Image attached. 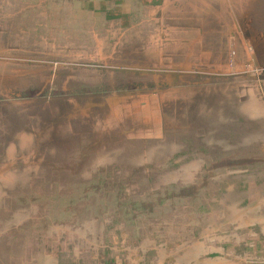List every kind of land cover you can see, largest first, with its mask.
<instances>
[{"label": "rangeland", "instance_id": "rangeland-1", "mask_svg": "<svg viewBox=\"0 0 264 264\" xmlns=\"http://www.w3.org/2000/svg\"><path fill=\"white\" fill-rule=\"evenodd\" d=\"M72 11L0 0V264H264V0Z\"/></svg>", "mask_w": 264, "mask_h": 264}, {"label": "crops", "instance_id": "crops-1", "mask_svg": "<svg viewBox=\"0 0 264 264\" xmlns=\"http://www.w3.org/2000/svg\"><path fill=\"white\" fill-rule=\"evenodd\" d=\"M23 1L26 5H32L33 8H43L45 13L48 12L50 19H58L62 17V11L67 9H72L74 11L71 12V17H75L76 14H79V18L82 20L81 15L84 18H88V22L94 21L92 26L84 24V28L89 31L94 32L97 28L96 22H101L107 25L110 28H118L121 30L124 27L134 28L140 26L146 20L154 21L158 20L159 18H163L162 15L168 12L169 4H173L175 1L179 0H20ZM47 6H49L47 10ZM41 11V10H40ZM41 13V12H40ZM39 13V14H40ZM81 14V15H80ZM68 17V13H65V18ZM258 209V208H257ZM256 209V210H257ZM246 210V211H244ZM249 208L243 209L241 217H246L247 219L251 220L257 217L255 211H253V215L249 212ZM248 212L251 214H248ZM259 223V222H256ZM258 231L257 236L255 237V233H253V237L249 238L252 240H256L257 244H262L261 246L264 247V225L263 223L258 224ZM255 241V242H256ZM254 243L249 242V247L252 248ZM250 250V249H249ZM247 254V256L251 259L264 261V251H262V256L257 257L256 254L259 251H254ZM198 253L194 256V259L197 258ZM242 254L244 255L245 252L238 254L235 251L226 252L224 257H233V259H237L235 256ZM233 255V256H232ZM232 262V261H231ZM198 264V261H197Z\"/></svg>", "mask_w": 264, "mask_h": 264}, {"label": "bare ground", "instance_id": "bare-ground-1", "mask_svg": "<svg viewBox=\"0 0 264 264\" xmlns=\"http://www.w3.org/2000/svg\"><path fill=\"white\" fill-rule=\"evenodd\" d=\"M178 176H179V175H177V176L175 175L174 178H176V177H178ZM181 177H182V176H181ZM257 208H258V205L256 204L253 208H252V207L249 208V209H250L249 212L253 215V211H255ZM234 211H235V210H234ZM241 211H242V210H240V212H241ZM245 211H246V210H245ZM249 212H248V214H250ZM238 213H239V212H238ZM251 214H250V215H251ZM190 247H191V246H190ZM194 251H195V250H194ZM195 255H196V253H195ZM192 256H193V255H192ZM196 260H197V259H196ZM177 262H178V261H177ZM212 262H213V263H212ZM212 262H211V263L208 262V264H220V263H221V261H219V260H217V261L214 260V261H212ZM224 262H225V261H224ZM206 263H207V262H206ZM179 264H180V263H179Z\"/></svg>", "mask_w": 264, "mask_h": 264}]
</instances>
